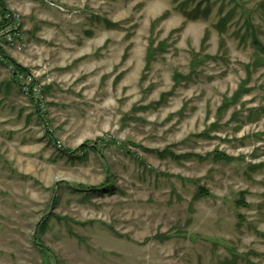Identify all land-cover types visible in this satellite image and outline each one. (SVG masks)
<instances>
[{"label":"rangeland","instance_id":"374dc122","mask_svg":"<svg viewBox=\"0 0 264 264\" xmlns=\"http://www.w3.org/2000/svg\"><path fill=\"white\" fill-rule=\"evenodd\" d=\"M3 1L0 264H264V0Z\"/></svg>","mask_w":264,"mask_h":264},{"label":"trees","instance_id":"16d2710c","mask_svg":"<svg viewBox=\"0 0 264 264\" xmlns=\"http://www.w3.org/2000/svg\"><path fill=\"white\" fill-rule=\"evenodd\" d=\"M0 7L1 8H3V10H6L7 9V6H6V4L4 3V1L3 0H0ZM195 12V15H193V17H198L199 15H200V12H201V5H199L198 6V8L194 11ZM11 19H12V17L10 16V17H6V14H4L3 15V17H2V20H1V22H0V28H2V27H4L5 25H7V24H9L10 22H11ZM227 23V19H223L222 20V26H221V30H222V28H223V26H225V24ZM254 45L256 46V47H258V48H260L262 51H264V44H262L260 41H258L257 39H255L254 40ZM0 52L2 53L3 52V49L2 48H0ZM2 56L5 58V56L6 55H4L3 53H2ZM7 59H8V63H9V65H12L13 66V68H14V70H15V74H16V76H18L19 74H25V73H28V71L22 66V65H20V64H18L17 62H15L14 60H12L11 58H9V57H6ZM238 93V92H237ZM234 100H235V98H234ZM229 101L227 102L226 101V103H225V106H229ZM98 140L99 141H101V140H104L102 137L101 138H98ZM98 143L99 142H97L96 143V145H94V146H92L91 144H89V143H85V144H83L80 148H79V150L78 151H80V153H86L85 151L87 150V149H89L90 147H92V149H94L95 151H98L99 149V147H98ZM153 152H156V153H158L160 156H167V155H169V156H172V157H174V158H177V159H180V158H182V156L181 155H176V154H174V153H172L171 151H169V150H166V151H153ZM74 155V154H73ZM214 157L216 158V159H218V160H224V161H228V162H231V161H233L235 158L234 157H231V156H229V155H227V154H225V153H221V152H217L216 151V153L214 154ZM109 191H111V188L109 189ZM211 195V192L208 190V189H206L205 187H199L198 188V192H197V197H203V196H210ZM240 202L241 203H243L244 202V193H242V198L240 199Z\"/></svg>","mask_w":264,"mask_h":264},{"label":"built area","instance_id":"2783aa9c","mask_svg":"<svg viewBox=\"0 0 264 264\" xmlns=\"http://www.w3.org/2000/svg\"><path fill=\"white\" fill-rule=\"evenodd\" d=\"M19 17L13 15L12 21L0 28V40L3 39L8 45L16 47L18 50H22L24 44H22L19 39Z\"/></svg>","mask_w":264,"mask_h":264},{"label":"crops","instance_id":"0c3cea01","mask_svg":"<svg viewBox=\"0 0 264 264\" xmlns=\"http://www.w3.org/2000/svg\"><path fill=\"white\" fill-rule=\"evenodd\" d=\"M2 12L1 13H4V10H1Z\"/></svg>","mask_w":264,"mask_h":264}]
</instances>
